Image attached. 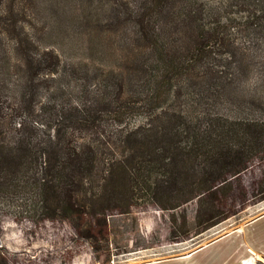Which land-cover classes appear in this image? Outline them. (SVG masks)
<instances>
[{"label":"trees","instance_id":"16d2710c","mask_svg":"<svg viewBox=\"0 0 264 264\" xmlns=\"http://www.w3.org/2000/svg\"><path fill=\"white\" fill-rule=\"evenodd\" d=\"M108 1L109 22L91 11L86 21L104 32L132 28L137 49L102 78L72 69L80 83L64 98L62 49L40 41L33 2L0 0V219L28 222L30 234L67 223L106 255L114 214L143 201L168 211L196 200L199 233L226 216L212 214L214 194L264 162V117L243 106L264 112L256 99L264 87L244 80L264 67V0ZM185 218H172V240L191 236Z\"/></svg>","mask_w":264,"mask_h":264},{"label":"rangeland","instance_id":"374dc122","mask_svg":"<svg viewBox=\"0 0 264 264\" xmlns=\"http://www.w3.org/2000/svg\"><path fill=\"white\" fill-rule=\"evenodd\" d=\"M31 1L34 6L32 22L36 27H45L44 30L49 28L51 32V35L49 33L47 35V32L42 30L44 35H41L40 41L46 45L49 43L57 45L62 49L63 63L60 67L65 69V72L63 71L65 77L61 80L63 84L69 86L70 82L80 83L75 78V71L78 77L89 75L102 78L103 72H109V69L121 70L128 63L132 50L135 53L137 49L134 48L136 34L132 28L121 32L118 30L104 32L96 30L91 22L86 21L85 15L91 11V14L98 16L101 21L104 18L109 22L105 18L108 15L106 8L111 1L91 0V5L84 0ZM129 1L136 3L133 0ZM210 1L216 4L221 1L220 4H226L229 0ZM63 8L68 12L63 13ZM74 10L80 11L81 14H71ZM262 72L264 73V67H253L250 75L244 78L246 84L261 83L264 87V79L261 80L260 74ZM91 82L94 81L91 80L89 83ZM70 87L66 90L67 94L63 95L64 98L68 95L75 96L71 94ZM42 91V96L50 94V91L45 89ZM256 99L264 102V97ZM252 103L243 104L246 112L250 111L252 113L250 115L256 117H264V112ZM235 105L238 106V103L235 102ZM128 115L129 112L126 114L127 120L139 117L135 114ZM263 171L264 162L254 161L247 169L231 177V185L227 186L225 194L222 191L213 196L217 198L213 203L218 204V209L212 214L222 210L225 218L199 233H195V211L198 208L196 200L168 211L154 209L153 205L143 201L133 207L129 214H114L109 220L110 235L108 252L106 251L109 255L94 253L87 241L73 235L67 223L53 222L37 233L30 234V230L33 229L30 223L16 222L11 216L3 215L4 217L0 219V247L5 248L4 260L6 264H136L162 259H180L190 252L205 248L215 239H234V235L229 234L230 231L243 228L264 212V198L254 196L255 183L262 178ZM183 216L186 217L185 228L191 236L182 241L172 240L169 232L171 220L176 218L180 223ZM102 243L106 245L105 242ZM200 252L201 250L196 255ZM256 264H264L263 254L258 255Z\"/></svg>","mask_w":264,"mask_h":264},{"label":"crops","instance_id":"0c3cea01","mask_svg":"<svg viewBox=\"0 0 264 264\" xmlns=\"http://www.w3.org/2000/svg\"><path fill=\"white\" fill-rule=\"evenodd\" d=\"M229 234H233L234 239H215L205 248L190 252L180 259H162L136 264H243L244 260H252L256 264L258 255L260 253L264 255V212L243 228L232 230ZM200 250V255H196Z\"/></svg>","mask_w":264,"mask_h":264},{"label":"bare ground","instance_id":"6f19581e","mask_svg":"<svg viewBox=\"0 0 264 264\" xmlns=\"http://www.w3.org/2000/svg\"><path fill=\"white\" fill-rule=\"evenodd\" d=\"M243 264H255V263L252 260H244V263Z\"/></svg>","mask_w":264,"mask_h":264}]
</instances>
